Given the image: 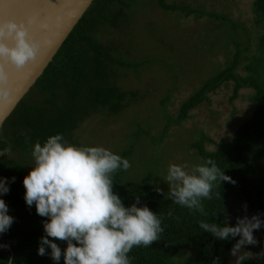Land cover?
<instances>
[{
	"label": "trees",
	"instance_id": "1",
	"mask_svg": "<svg viewBox=\"0 0 264 264\" xmlns=\"http://www.w3.org/2000/svg\"><path fill=\"white\" fill-rule=\"evenodd\" d=\"M127 3L126 0H93L0 128V177H15L14 182L9 180L10 191L3 196L9 214L15 220L9 231L0 236V244L7 245L0 248V264H7L11 254L14 264H54L50 257L40 256L36 251L39 238L44 234L42 220L45 218L38 216L35 207L29 208L24 201L22 179L33 163V144L36 141L43 143L49 135L61 133L68 142L81 146L73 135L80 122L100 111L117 113L122 107L121 101L128 99L130 103L138 98L137 89L122 88L114 78L125 69H133L138 76L139 68L145 64L127 55L129 59L122 58L118 55L119 47L100 38L107 29L119 27L126 30L125 27L133 25L120 16L124 14L122 10L127 8ZM157 5L165 11H182L186 15L197 13L196 9L166 0H157ZM252 6L254 23L264 26V0H253ZM197 14L205 17L208 14L217 20L227 19L224 14L207 10ZM231 24V29L236 32L239 25L233 20ZM169 28L157 34L161 44L164 40L160 35ZM254 35L255 49L252 53L249 43L243 46L235 37L232 40L235 52L228 65L183 100L176 115L164 110L167 127L178 125L188 118L192 109L209 99V93L225 82H233L230 101L238 97L241 89L252 90L249 100L255 103L254 110L230 140L216 142L213 150H207L205 141L208 137L203 132V136L191 144L201 160L213 159L236 181L235 185L222 182L221 187L214 188L213 198L203 201L206 216L181 207L167 195L156 192L150 177L130 182L121 179V170L113 174L114 190L125 205L134 203L135 197L139 196L141 204L162 218L164 231L159 239L148 247H134L128 254L131 264H183L179 255L183 249L194 251L187 264H211L214 257H220L221 264H225L235 240L222 241L202 232L198 227L199 221L223 223L231 196L236 197L239 203L247 204L249 215L257 213L264 217V176H261L258 165L264 161V32ZM148 39L151 40L150 37ZM239 65H243L244 74L236 71ZM27 93L28 102L25 101ZM33 94H38V102L30 101ZM168 98L169 93L161 101L163 107ZM217 192H220V197ZM261 231L264 235V228ZM58 244L62 249L66 246L62 241ZM245 264H264V257Z\"/></svg>",
	"mask_w": 264,
	"mask_h": 264
},
{
	"label": "rangeland",
	"instance_id": "2",
	"mask_svg": "<svg viewBox=\"0 0 264 264\" xmlns=\"http://www.w3.org/2000/svg\"><path fill=\"white\" fill-rule=\"evenodd\" d=\"M126 1L128 6L120 16L133 25L125 27L126 30L107 29L100 38L119 47L118 55L122 58L131 57L145 64L139 68V77L133 69H125L114 78L118 79V86L142 93L136 91L138 98L130 103L128 99L121 101L122 107L117 113L107 110L92 113L80 122L73 135L81 146L101 145L128 159L131 167L127 171L121 170L123 181L137 182L150 177L155 186L167 193L168 186L162 179L168 165L201 162L198 151L191 144L201 138L203 132L208 137L205 141L207 150H213L216 142L230 140L242 121L250 117L255 103L249 100L252 90L248 88L241 89L238 97L230 101L233 82H225L208 94V100L192 109L181 124L167 127L164 110L176 115L183 100L228 65L235 52L232 42L235 37L243 46L249 43L252 53L254 34L264 32V26L254 23L253 0H166L196 9L197 13L207 10L224 14L226 21L208 14L205 17L197 13L186 15L182 11H165L157 5V0ZM231 20L239 25L238 36L231 29ZM166 27L170 28L160 35L164 40L161 44L157 34ZM242 66L239 65L236 71L244 74ZM168 93L163 107L161 101ZM30 99L38 102V94H33ZM25 101L28 102V93ZM258 165L264 176V161ZM242 205L231 196L227 208L231 224L237 216L249 215ZM254 235L258 243L246 246V249L257 253L264 247V235L261 229ZM193 253V249L181 250L182 263L187 264ZM233 260L234 257L228 255L225 264H232Z\"/></svg>",
	"mask_w": 264,
	"mask_h": 264
},
{
	"label": "clouds",
	"instance_id": "3",
	"mask_svg": "<svg viewBox=\"0 0 264 264\" xmlns=\"http://www.w3.org/2000/svg\"><path fill=\"white\" fill-rule=\"evenodd\" d=\"M37 23L42 31L48 27L35 17L27 22L0 19V97L9 91L8 67L23 69L36 59L45 43L44 38L36 39L30 34L29 28ZM31 156L33 163L22 183L26 205L34 206L36 214L45 218L38 255L50 257L54 264L61 260L63 264H131L130 251L150 246L164 231L161 216L141 204L139 196L134 203L125 205L114 190L113 174L131 167L130 161L118 153L101 145L77 146L56 133L43 143L36 141ZM9 180L14 182L15 177H0V236L9 231L15 220L3 199L10 191ZM162 180L168 191L164 193L156 186V192L205 216L203 201L213 198L214 188L221 187L222 182L236 183L211 158L194 165L171 163ZM216 195L220 197V192ZM242 208L247 213L246 203ZM198 227L219 240H235L229 249L234 257L232 264L264 257V247L257 253L246 249L258 243L254 232L264 228L260 214L237 216L234 224L228 217L223 223L201 220ZM57 241L66 246L62 249ZM6 247L0 244V248ZM6 261L14 264L12 257ZM211 264H221V258L214 257Z\"/></svg>",
	"mask_w": 264,
	"mask_h": 264
},
{
	"label": "water",
	"instance_id": "4",
	"mask_svg": "<svg viewBox=\"0 0 264 264\" xmlns=\"http://www.w3.org/2000/svg\"><path fill=\"white\" fill-rule=\"evenodd\" d=\"M92 1L0 0V19H15L27 22L28 18L35 17L38 22H46L48 25L44 31L39 28L38 23L29 28L30 34L34 38H44L45 40L36 59L19 71L10 66L7 69L10 75L9 91L6 96L0 97V128L19 100L52 60ZM5 43L11 45L10 40H6Z\"/></svg>",
	"mask_w": 264,
	"mask_h": 264
}]
</instances>
